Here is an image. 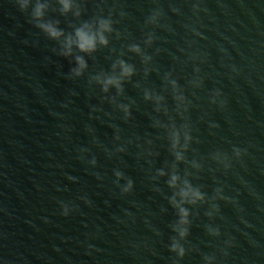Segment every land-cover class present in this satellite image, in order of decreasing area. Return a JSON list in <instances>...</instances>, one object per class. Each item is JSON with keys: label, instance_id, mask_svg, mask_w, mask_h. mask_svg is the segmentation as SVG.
Instances as JSON below:
<instances>
[{"label": "water", "instance_id": "95a60500", "mask_svg": "<svg viewBox=\"0 0 264 264\" xmlns=\"http://www.w3.org/2000/svg\"><path fill=\"white\" fill-rule=\"evenodd\" d=\"M82 8L81 20L100 8L105 16L115 9L113 19L120 22L114 27L122 38L110 37L108 49L86 57L84 77L69 80L72 65L53 51L56 42L14 0H0V264H173L168 245L176 216L166 199L171 192L164 180H152L172 157L165 134L152 126L154 106L143 100L144 88L162 90L167 73L191 102L187 159L203 165L192 183L209 197L222 188L230 201L217 202L220 212L212 220L205 216L208 205L191 209L185 242L191 250L179 264H205V255L216 264H264V0H86ZM155 9L163 11L165 27L145 28ZM47 18L59 20L66 32L80 22L58 12ZM148 31L156 36L146 49L153 57L151 74L144 77L139 57H123L136 67L120 101H135L125 122L112 105H101L102 93L87 80L109 71L122 47H143ZM196 68L199 88L191 87ZM215 91L225 107L210 103ZM164 95L175 116L171 92ZM94 107L103 112H92ZM147 140L155 157L144 155ZM120 146L126 151L115 153ZM234 147L246 151L239 161ZM80 148L89 149L86 161L96 157L95 167L79 158ZM216 152L228 155L230 170L211 160ZM186 167L179 166L181 174ZM115 170L133 180L131 194L121 195ZM61 201L77 210L64 217ZM209 224L220 229V237L208 235Z\"/></svg>", "mask_w": 264, "mask_h": 264}, {"label": "clouds", "instance_id": "9594fccd", "mask_svg": "<svg viewBox=\"0 0 264 264\" xmlns=\"http://www.w3.org/2000/svg\"><path fill=\"white\" fill-rule=\"evenodd\" d=\"M14 2L21 13L28 15L29 22L36 29L48 40L56 42L58 48L53 49V51L72 65L67 74V79L69 80H78L84 77L89 68L86 57L92 58L101 49H108L110 47V37L115 35L116 40L122 38L121 33L114 27L116 23L120 22L113 19L115 9L110 10L108 15L105 16L103 14L104 10L100 8L98 14L92 18L81 20L80 18L83 12L82 5L86 0H14ZM54 4L58 5V7H53ZM172 11L176 12L177 10L172 9ZM49 12H58L63 17L72 16L80 22L78 24H69L71 30L66 32L60 27L59 20L47 18ZM119 15L120 19L123 20L126 14L121 11ZM163 15L164 13L161 9L153 10L145 20V28L165 27L160 23ZM155 41V33L148 31L143 40V47H141L140 43L136 42L122 47L118 58L111 63L109 71H100L88 77V87L90 89L98 88L103 95L101 105L104 103L112 105L115 111L122 114L125 122L131 119L132 107L135 105V101L129 100L127 103L120 101L125 94V83H130L136 75V67L134 64L127 62L123 57L126 52L139 57L143 65V75L147 78L153 71L149 67L153 57L147 53L146 49L151 48ZM111 51L113 54L116 52L115 49H111ZM195 72L197 79L191 82V87L199 88L203 83L199 79L200 69L196 68ZM134 87L140 89L141 85L136 83ZM113 90L115 94H113ZM169 91L174 102L175 116L171 114L164 95ZM220 97L221 93L215 91L212 94L210 103L213 105L219 103L221 108L225 107V101L221 100ZM143 100L154 106L153 111L156 113L157 118L153 120L152 126L165 134L168 142V152L172 157L170 163H166L164 167L155 170L152 180L154 182L164 180L167 188L171 192V195L167 196L166 199L168 205L173 209L176 219L170 224V229L174 235L170 237L168 250L175 256L173 264H179V261L183 260L188 251L191 250L185 247V242L190 234L192 224L193 213L191 209L208 205L205 216L209 220H212L220 212L217 202L230 201L223 195L222 188L214 189L213 195L209 197L202 190L201 186L192 183L193 173L199 174L203 170V165L195 158L191 161L187 159V153L193 143L192 127L186 115L189 112L191 102L185 96L184 90L179 86L178 81L172 77V74L167 73L164 75L163 88L160 92L144 88ZM92 112H103V108L94 107ZM159 117L165 119H160ZM175 117H179L180 121H182L179 125ZM114 139L119 142L120 136L117 134ZM145 143L147 148L144 151V155L149 158L158 155L152 150L151 140H147ZM125 151L126 148L122 146L115 148V153L118 154L124 153ZM79 152V158L82 161L90 163L92 167L97 165V160L94 155L90 161L85 160L86 155L89 154V149L80 148ZM232 153L234 158L239 161L242 155L246 154V151L234 147ZM210 158L217 165H222L225 171L230 170L232 167L230 159L225 153L216 152ZM181 164L188 165L182 174L179 170ZM189 168L192 171H189ZM114 176V183L120 189L121 195L126 196L131 194L134 187L133 180L130 177H126L120 170H115ZM97 179H100L98 174ZM122 180L125 181L123 185L120 183ZM155 191L160 192L161 190L156 188ZM81 199L85 204L90 205L91 202L87 197H81ZM59 204L61 214L64 217H68L72 212L77 210L69 203L61 201ZM206 231L209 236L214 238H218L221 235L220 229L213 227L211 224L206 226ZM230 246L231 242H226V247ZM225 255H227L226 252ZM203 259L205 264H216V258L214 256L205 255Z\"/></svg>", "mask_w": 264, "mask_h": 264}]
</instances>
